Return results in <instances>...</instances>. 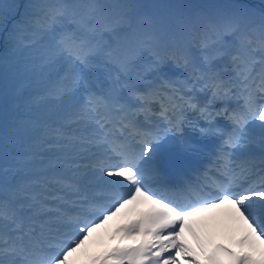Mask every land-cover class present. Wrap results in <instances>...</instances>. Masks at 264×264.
<instances>
[{
	"label": "snow or ice",
	"instance_id": "obj_1",
	"mask_svg": "<svg viewBox=\"0 0 264 264\" xmlns=\"http://www.w3.org/2000/svg\"><path fill=\"white\" fill-rule=\"evenodd\" d=\"M9 16L0 264H70L114 220L90 264H264V0H0ZM221 216L240 235L209 249Z\"/></svg>",
	"mask_w": 264,
	"mask_h": 264
},
{
	"label": "bare ground",
	"instance_id": "obj_2",
	"mask_svg": "<svg viewBox=\"0 0 264 264\" xmlns=\"http://www.w3.org/2000/svg\"><path fill=\"white\" fill-rule=\"evenodd\" d=\"M225 218L228 219V217H226V216H225ZM109 224L111 226V223L110 222H109ZM234 230H236V228H234ZM92 237L93 238L95 237V239H96V241L94 242V244H90V245L88 244V247H86L84 249H80L72 257H70V264H78L79 261L78 260H75V257L76 258H79V257L87 256V251L94 250L97 243L98 244H101V245H105V244L107 245L109 243L108 242V239L106 238L105 228L98 230V232L97 233H94Z\"/></svg>",
	"mask_w": 264,
	"mask_h": 264
},
{
	"label": "trees",
	"instance_id": "obj_3",
	"mask_svg": "<svg viewBox=\"0 0 264 264\" xmlns=\"http://www.w3.org/2000/svg\"><path fill=\"white\" fill-rule=\"evenodd\" d=\"M145 3H157L159 1L163 2L164 0H143ZM17 2H19V0H17ZM165 2V1H164ZM185 2V1H184ZM5 21L2 22V24H0V27L4 24ZM16 21L12 22L11 23V26H13V24L15 23Z\"/></svg>",
	"mask_w": 264,
	"mask_h": 264
},
{
	"label": "rangeland",
	"instance_id": "obj_4",
	"mask_svg": "<svg viewBox=\"0 0 264 264\" xmlns=\"http://www.w3.org/2000/svg\"><path fill=\"white\" fill-rule=\"evenodd\" d=\"M167 1V0H166Z\"/></svg>",
	"mask_w": 264,
	"mask_h": 264
}]
</instances>
